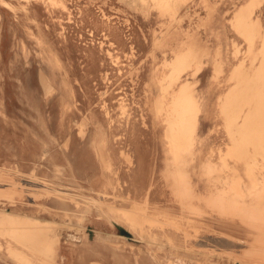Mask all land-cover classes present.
I'll return each instance as SVG.
<instances>
[{
  "label": "rangeland",
  "instance_id": "obj_1",
  "mask_svg": "<svg viewBox=\"0 0 264 264\" xmlns=\"http://www.w3.org/2000/svg\"><path fill=\"white\" fill-rule=\"evenodd\" d=\"M262 77L264 0H0V264H264Z\"/></svg>",
  "mask_w": 264,
  "mask_h": 264
},
{
  "label": "bare ground",
  "instance_id": "obj_2",
  "mask_svg": "<svg viewBox=\"0 0 264 264\" xmlns=\"http://www.w3.org/2000/svg\"><path fill=\"white\" fill-rule=\"evenodd\" d=\"M45 1V0H44ZM52 1H56V2H58L59 0H52ZM63 1V0H62ZM84 12V11H83ZM40 46V45H39ZM53 58V57H52ZM51 62V61H50ZM243 62V61H242ZM241 62V63H242ZM60 65V64H59ZM239 65H240V62H239ZM55 66V65H54ZM63 73V72H62ZM243 73V72H242ZM241 73V74H242ZM246 73V72H245ZM239 75V74H238ZM260 76H261V74H259ZM234 76V75H233ZM239 77H240V75H239ZM252 77V76H251ZM251 77L249 76V78L251 79ZM181 78V77H180ZM237 78V77H236ZM231 79H232V77H231ZM250 79H248V80H250ZM262 79H264L263 77H262ZM170 80V79H169ZM173 80V79H172ZM185 80V79H184ZM240 80H243V78H241ZM240 80H238V81H240ZM61 81V80H60ZM168 81V80H167ZM263 82H264V80H262ZM241 82V81H240ZM236 83V82H235ZM66 84V83H65ZM68 84V83H67ZM66 84V85H67ZM183 84H184V82H183ZM182 84V85H183ZM237 84H238V82H237ZM49 85V84H48ZM181 84H178V86H180ZM181 85V86H182ZM254 85V84H253ZM185 86H186V84H185ZM189 86V85H188ZM191 86V85H190ZM233 86H237V85H233ZM244 86V85H243ZM63 87V86H62ZM66 87V86H65ZM257 87V86H256ZM70 88V87H69ZM178 88V87H177ZM180 88H182V87H180ZM244 88H246V91L248 92L249 91V87H244ZM252 88V87H251ZM183 89V88H182ZM187 89V88H186ZM243 89V88H242ZM241 90V89H240ZM257 90V89H256ZM67 91V90H66ZM178 91V90H177ZM192 91V90H191ZM182 91H180L179 93H181ZM235 92L237 93V92H240L239 91V89H236L235 90ZM234 91H233V94H236ZM177 93V92H176ZM178 93V94H179ZM242 93V92H241ZM68 94H69V92H68ZM156 94H157V92H156ZM172 94V93H171ZM246 94V93H245ZM70 95V94H69ZM176 95V94H175ZM184 95V94H183ZM240 95V94H239ZM168 96H169V93H168ZM166 97V96H165ZM157 98V97H156ZM160 98H161V96H160ZM169 98H170V96H169ZM173 98H175V97H173ZM172 98V99H173ZM177 98V97H176ZM183 98V97H182ZM189 98V97H188ZM237 98H239V97H237ZM158 99V98H157ZM234 99H236V96H232V98H230L229 100H228V102L227 103H229L228 104V107L226 108V109H228V108H230V104L231 103H233L234 102ZM170 100H171V98H170ZM170 100H169V102H170ZM178 100V99H177ZM181 100V99H180ZM179 100V101H180ZM199 100V99H198ZM197 97H196V95H195V93H193L192 95H191V109H193V112H194V116H195V118L193 117V121H191V122H187V119H185V114H187V113H185L184 111H183V109L185 108L184 106H182V108L181 107H179L178 106V104L180 103H176L175 102V100H172V101H174V103H176L177 105H176V108H173V112H175V113H177L178 114V116H179V123L178 124H175V123H173L172 122V124H170V123H168L166 120H168V119H166V120H164V121H166V123H167V126H170V127H172V125H175L176 127H179L180 129H182V128H184L185 129V135H186V138L187 137H189V138H193V136H194V134H195V132H194V130H195V127H194V119H196V116L198 115V112L200 111L199 110V108L197 107ZM159 101V100H158ZM168 101V100H167ZM188 100H186L185 102H187ZM237 102V101H236ZM173 103V104H174ZM167 104V103H166ZM188 104H189V102H188ZM188 104H187V106H188ZM240 104V103H239ZM239 104H231V107H232V110H235V111H238V113H239V115H242L243 113H245V112H247L248 111V109H249V107H247L246 105L245 106H243V105H239ZM171 105V104H170ZM183 105V104H182ZM185 105V104H184ZM181 106V105H180ZM238 106L240 107V108H238ZM200 107V106H199ZM188 108V107H187ZM196 108H198V109H196ZM189 109V108H188ZM200 109H201V107H200ZM224 107H223V109L220 111L221 113V120H222V113L223 112H225V111H227ZM185 110H186V108H185ZM219 110V109H218ZM163 111V110H162ZM165 111V110H164ZM170 111V110H169ZM158 112V111H157ZM185 114H184V113ZM253 112V111H252ZM191 112L189 111V113L188 114H190ZM218 113V112H217ZM232 113V112H231ZM158 114V113H157ZM169 114V113H168ZM188 114H187V116H188ZM193 114V113H192ZM162 115V114H161ZM165 115H166V113H165ZM176 115V114H175ZM158 116V115H157ZM157 116H156V118H157ZM169 116V115H168ZM218 116V115H217ZM231 116H232V114H231ZM160 117V116H159ZM227 117H229V116H227ZM172 118V117H171ZM242 118V117H241ZM262 118V117H261ZM227 119V118H226ZM231 119H233V117L231 118ZM244 119V118H243ZM157 120V119H156ZM162 120V119H161ZM172 120V119H171ZM174 120H175V118H174ZM159 122V121H158ZM170 122V121H169ZM231 122V121H230ZM244 122V121H243ZM88 123V122H87ZM240 123V121L237 119V116H236V120L231 124H229V127L228 128H231V127H237L238 126V124ZM85 124V123H84ZM197 124V123H196ZM224 126V125H223ZM168 128V127H167ZM228 128H224V129H226L227 131H228ZM174 129H176V128H174ZM82 131H84V129H81ZM84 132H82V134H83ZM247 137H248V135H247ZM249 138H250V135H249ZM231 139V138H230ZM192 141V140H191ZM173 147V146H172ZM176 147V146H175ZM174 147V148H175ZM189 148H191L190 146H189ZM173 149V148H172ZM177 149H178V147H177ZM192 149V148H191ZM170 150V149H169ZM168 150V152H170ZM178 150H180V149H178ZM190 150V149H189ZM176 151V150H175ZM181 151V150H180ZM179 151V152H180ZM194 151V150H193ZM177 153H178V151H176ZM182 152V151H181ZM180 152V153H181ZM191 152V151H190ZM168 154H170V153H168ZM211 154H212V152H211ZM137 155L138 154H135V153H132L131 155H130V160L132 161V162H134L135 160H136V158H137ZM177 155V154H176ZM171 156H173V155H171ZM176 157V156H175ZM138 158H140V156L138 155ZM171 157H170V155L167 157V160H168V164L166 165V169L164 170V172H163V176H164V178H165V180H166V183H167V186H168V188H169V190H170V193L173 195V197H174V199H175V201L176 200H178V191H179V186L177 185V183H176V181H175V173L172 171V167H173V169H174V164H173V159L175 160V158H173V159H170ZM192 159V158H191ZM102 161H103V159H102ZM140 165H141V163L139 162V163H137L135 166H133V169L134 168H138V172H136V169L135 170H132L133 171V173H134V176H135V179L133 180V184H134V186H135V188H134V191L137 193L136 195H139V197H140V191H141V188H140V183H141V181H142V178H143V172L140 170ZM240 166V165H239ZM190 168H192V167H190ZM188 169H189V167H188ZM190 170V169H189ZM192 171V170H191ZM193 172V171H192ZM67 175V174H66ZM143 175V176H142ZM198 175V174H197ZM208 176V175H207ZM101 182H102V184L105 182V177L101 180ZM149 183H150V187H149V189H148V191H146V193H149V192H152L153 193V191H154V189L156 188V179H155V176H152V179L151 180H149ZM98 191H100V192H102L103 190L100 188ZM177 194V195H176ZM239 194V193H238ZM103 195V194H102ZM115 195V194H114ZM201 195V194H200ZM104 196H105V194H104ZM108 196V195H107ZM206 196V195H205ZM112 197V196H111ZM107 198V197H106ZM114 198V197H113ZM89 199V198H88ZM95 199V198H94ZM103 199V198H102ZM209 199V198H208ZM127 200V199H126ZM89 201V200H88ZM237 201V200H236ZM102 202V201H101ZM134 202H136V201H134ZM133 202V203H134ZM232 202V201H231ZM97 203V202H96ZM139 203V202H138ZM94 204V203H93ZM98 204V203H97ZM199 204H200V202H199ZM88 205H89V203H88ZM92 205V204H91ZM245 205V204H244ZM247 205V204H246ZM199 206V205H198ZM201 207H203L202 205H200ZM200 207V208H201ZM112 208H114V207H112ZM111 208V209H112ZM135 208V207H134ZM99 209V208H98ZM109 209V208H108ZM102 210H104V209H102ZM143 210V209H142ZM158 211V210H157ZM161 211V210H160ZM184 211V210H183ZM204 211H205V209H204ZM203 211V212H204ZM213 212H214V210H212ZM100 212V211H99ZM112 212H113V209H112ZM102 213V212H101ZM105 213V212H104ZM118 213V212H117ZM187 213V212H186ZM108 214V213H107ZM12 216H13V214H11ZM103 215V214H102ZM109 215H110V213H109ZM113 215V214H112ZM116 215V214H115ZM121 215V214H120ZM159 215H163L164 217L163 218H165L164 219V221H163V223H165L166 225H168V224H170V220H174V216H172V214L170 213V212H167V213H159ZM181 215L184 217L185 216V214H183V213H181ZM206 215V214H205ZM222 215H224V216H226L227 214H222ZM9 216H10V213H9ZM15 216V219H16V216H17V214H15L14 215ZM14 216L12 217V219L14 218ZM180 216V215H179ZM186 216H188V215H186ZM20 217V216H19ZM19 217H18V219H19ZM22 217H24V216H22ZM28 217V216H27ZM122 217V216H121ZM218 217H219V215H218ZM31 218V217H30ZM106 218L107 219H109V216H107L106 215ZM118 218V217H117ZM123 218V217H122ZM176 218V217H175ZM179 218V217H178ZM178 218L177 219H175L174 221L179 225V224H182V222H180V221H178ZM186 218V217H185ZM8 219H9V217H8ZM17 219V220H18ZM28 219V218H27ZM125 219V218H124ZM182 219V218H181ZM180 219V220H181ZM231 219H233V218H231ZM10 220H11V217H10ZM34 220V219H33ZM110 220V219H109ZM112 220V219H111ZM117 220H119V219H117ZM117 220H114L113 222H117V223H120L119 221H117ZM121 220H123V219H121ZM184 220V219H183ZM227 220V219H226ZM182 221V220H181ZM184 221H186V220H184ZM230 221V220H229ZM228 220H227V222H229ZM112 222V223H113ZM226 222V221H225ZM232 222V221H231ZM85 223V222H84ZM128 223V222H127ZM192 223V222H191ZM230 223V222H229ZM121 224V223H120ZM174 224V223H173ZM189 224V223H188ZM130 226V225H129ZM182 226V225H181ZM204 226V225H203ZM135 227V226H134ZM183 227V226H182ZM185 227V226H184ZM131 228V227H130ZM132 229V228H131ZM133 230V229H132ZM141 230V229H140ZM179 230H180V227H179ZM186 230V229H185ZM134 232H135V230H134ZM149 232H146V230L144 231V230H141L140 231V236L139 237H141V238H144V239H146V240H148L149 238V240H153V237H154V235H153V237H152V233L149 235L148 234ZM188 233V231H186V234ZM189 234V233H188ZM157 235V234H156ZM161 236V235H160ZM160 236L158 237V238H160ZM162 236H164V235H162ZM184 237H188L187 235H185L184 234ZM220 237V236H219ZM225 237H226V235H225ZM106 238V237H105ZM162 238V237H161ZM164 238V237H163ZM227 238V237H226ZM232 238V237H231ZM169 239V238H168ZM228 239H229V237H228ZM233 239V238H232ZM55 240H57V239H55ZM164 240V239H163ZM221 240V239H220ZM153 241H156L155 239L153 240ZM160 241V240H159ZM217 241V240H216ZM222 241V240H221ZM240 241V240H239ZM86 242V241H85ZM84 242V243H85ZM162 242V241H161ZM219 242V241H218ZM217 242V243H218ZM220 243V242H219ZM171 244V243H170ZM221 244V243H220ZM86 245V244H85ZM172 246H174V245H172ZM171 246V247H172ZM185 247V246H184ZM181 248V247H180ZM85 249V248H84ZM83 249V250H84ZM175 249V248H174ZM179 249V248H178ZM82 250V251H83ZM188 250H189V248H188ZM81 251V250H80ZM178 251H180V250H178ZM117 252V251H116ZM215 252V251H214ZM76 253H78V252H76ZM124 253V252H123ZM125 254V253H124ZM233 254V253H232ZM236 256V255H235ZM115 257V256H114ZM125 258H126V256H125ZM220 258V257H219ZM222 258V257H221ZM235 259V258H234ZM115 260H116V257H115ZM120 260V259H119ZM204 262H206L207 264H215V262H217V261H215V260H213V258H211V259H209V260H207V261H204ZM203 262V263H204ZM168 263L169 264H181V263H183V258H182V256H178V254H177V257H176V259H174V260H169L168 261ZM196 264H202L201 262H197ZM243 264H245V263H243Z\"/></svg>",
  "mask_w": 264,
  "mask_h": 264
},
{
  "label": "crops",
  "instance_id": "obj_3",
  "mask_svg": "<svg viewBox=\"0 0 264 264\" xmlns=\"http://www.w3.org/2000/svg\"><path fill=\"white\" fill-rule=\"evenodd\" d=\"M235 231H237L236 228H235ZM78 259L80 261L79 263H71L69 261V259H67V261H69V262H66V264H103V263L99 262L97 259H92V258H90L88 260H85L84 258H78Z\"/></svg>",
  "mask_w": 264,
  "mask_h": 264
}]
</instances>
